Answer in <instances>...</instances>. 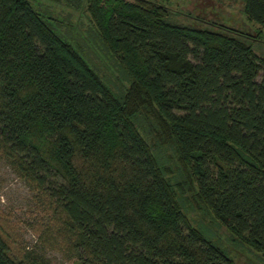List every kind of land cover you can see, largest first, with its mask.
<instances>
[{
	"label": "trees",
	"instance_id": "1",
	"mask_svg": "<svg viewBox=\"0 0 264 264\" xmlns=\"http://www.w3.org/2000/svg\"><path fill=\"white\" fill-rule=\"evenodd\" d=\"M48 1L82 9L114 76L30 0H0V155L54 204L75 263L235 264L203 216L264 258L254 35L155 0ZM237 1L264 24V0ZM23 257L0 236V264L42 263Z\"/></svg>",
	"mask_w": 264,
	"mask_h": 264
},
{
	"label": "rangeland",
	"instance_id": "2",
	"mask_svg": "<svg viewBox=\"0 0 264 264\" xmlns=\"http://www.w3.org/2000/svg\"><path fill=\"white\" fill-rule=\"evenodd\" d=\"M165 5L174 23L194 27L205 26L206 22H216L244 30L254 35L251 40L256 53L264 57V24L248 21L241 11V3L237 0H155ZM41 12L48 14L60 33L72 32L73 43L79 53L88 57L112 76L111 69L104 68L105 60L101 56L88 23L80 7L74 8L48 0H30ZM209 27L211 25L207 24ZM259 31L257 37L255 32ZM73 39V40H72ZM87 59V58H86ZM90 60V59H89ZM110 61V62H108ZM108 64L112 60H107ZM199 214L195 213L196 218ZM202 216V215H201ZM212 229V239L234 261L235 264H264L259 252L230 240L221 226L214 225L206 216L201 220ZM0 236L5 241L10 254L14 258L23 259L24 254L34 255L41 260L38 264H76L69 250L66 234L62 229L58 213L42 191H37L27 184L12 170L0 155Z\"/></svg>",
	"mask_w": 264,
	"mask_h": 264
}]
</instances>
